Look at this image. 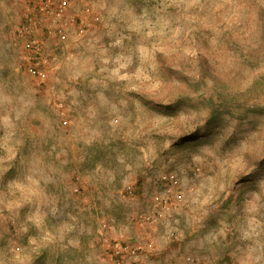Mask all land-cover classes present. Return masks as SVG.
Listing matches in <instances>:
<instances>
[{
	"label": "rangeland",
	"instance_id": "374dc122",
	"mask_svg": "<svg viewBox=\"0 0 264 264\" xmlns=\"http://www.w3.org/2000/svg\"><path fill=\"white\" fill-rule=\"evenodd\" d=\"M30 1L0 0V264H111L101 216L146 264H264V0H69L99 20L37 72ZM166 173L184 201L145 229Z\"/></svg>",
	"mask_w": 264,
	"mask_h": 264
},
{
	"label": "built area",
	"instance_id": "2783aa9c",
	"mask_svg": "<svg viewBox=\"0 0 264 264\" xmlns=\"http://www.w3.org/2000/svg\"><path fill=\"white\" fill-rule=\"evenodd\" d=\"M82 9L70 7L69 0H32L26 6L23 19L14 30L15 36L24 41L25 60L31 70H40L48 61L45 44L50 40L52 46L64 44L69 38L83 36L99 20L97 13L91 11L90 4L81 5ZM47 32L46 36L43 34ZM162 189L151 197L149 211L138 217L145 229L166 219L168 213L184 201V194L174 174L161 175ZM122 198L133 195V187L127 184L120 191ZM114 219L101 216L98 219V240L111 264H146L142 256L155 250V240L149 233H138L136 237L127 236L122 230H116ZM143 233V234H142ZM167 236L177 237L175 229H170ZM167 264H176L170 259Z\"/></svg>",
	"mask_w": 264,
	"mask_h": 264
},
{
	"label": "trees",
	"instance_id": "16d2710c",
	"mask_svg": "<svg viewBox=\"0 0 264 264\" xmlns=\"http://www.w3.org/2000/svg\"><path fill=\"white\" fill-rule=\"evenodd\" d=\"M255 86H256V84L253 83L252 85H250L249 87H247L243 91H240V92H237V93H229V97H230V100L232 102H241L240 105L237 104V105H232V106H237L238 107V106H241V105H245L247 100L243 99V100L239 101V98L242 97V96H248V95L252 94L254 92ZM210 103H212V104H211V108L209 109L210 110L209 111L210 115H209V118H208L209 121L213 120L216 117V115H217L216 112L218 111V109L215 108V106H214L215 103L213 102L212 98L209 99V104Z\"/></svg>",
	"mask_w": 264,
	"mask_h": 264
},
{
	"label": "crops",
	"instance_id": "0c3cea01",
	"mask_svg": "<svg viewBox=\"0 0 264 264\" xmlns=\"http://www.w3.org/2000/svg\"><path fill=\"white\" fill-rule=\"evenodd\" d=\"M1 3H2V0H1ZM9 5H11L12 6V4H9ZM8 5V6H9ZM12 10L11 11H13L14 12V14H17V12L19 13V10L18 9H16V8H11ZM2 220H0V233L4 230L5 231V228L3 227V225H2V222H1ZM158 251L156 250V253H157ZM152 259V258H151ZM153 260V259H152Z\"/></svg>",
	"mask_w": 264,
	"mask_h": 264
}]
</instances>
